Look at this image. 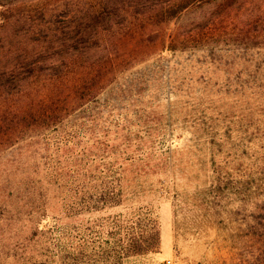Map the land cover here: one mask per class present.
Returning a JSON list of instances; mask_svg holds the SVG:
<instances>
[{
  "label": "rangeland",
  "instance_id": "obj_1",
  "mask_svg": "<svg viewBox=\"0 0 264 264\" xmlns=\"http://www.w3.org/2000/svg\"><path fill=\"white\" fill-rule=\"evenodd\" d=\"M30 1L13 5L9 38L28 41L40 8H86L81 0ZM260 4L227 14L207 35L208 47L163 52L133 69L47 142L12 133L7 112L26 101L0 96V264H42L45 256L46 264H58L80 243L84 264H115L118 233L138 211L146 224L157 219L160 246L121 264H264V187L257 175L263 152L252 149L244 132L248 112L227 90L250 69V54L246 45L224 42L248 29L247 13L258 15ZM213 10L190 11L166 33L182 38ZM9 42L15 46L16 39ZM7 54L0 48V69ZM104 54L91 55L98 61ZM15 137L23 138L12 147ZM94 181L120 205L79 216L65 211L75 186ZM137 236L147 235L141 229Z\"/></svg>",
  "mask_w": 264,
  "mask_h": 264
},
{
  "label": "trees",
  "instance_id": "obj_2",
  "mask_svg": "<svg viewBox=\"0 0 264 264\" xmlns=\"http://www.w3.org/2000/svg\"><path fill=\"white\" fill-rule=\"evenodd\" d=\"M81 1L86 8L76 11L70 10L67 4L56 8L49 5L51 10L40 8L41 18L36 26L34 24L37 27L34 34L28 41H23L18 37L9 38L7 30L13 21L10 14L13 5H24L25 0H0V48L6 47L10 53L6 55L5 66L0 69V96L17 97L19 103L20 100L23 103L26 101L23 106L9 108L11 111L7 112V121L15 128L12 133L15 131L21 135L24 131L35 134L24 141L39 138L47 142L49 134L65 129L73 118L88 111L92 104H100L106 94L113 93L126 74L146 66L163 52L208 47L209 44L205 45L210 41L207 37L227 14L258 0ZM259 1V14L247 13L248 29L245 32L241 30L234 39L224 42L246 45L243 52L250 54V69L243 75L237 74L233 88L227 90H233L234 103L245 106L248 119L244 132L248 134L252 149L263 152L261 164H264V0ZM209 6L214 8L213 12L204 15L202 21L182 38L166 33L170 22L190 11ZM45 16L48 17L46 20ZM14 39L15 46L9 42ZM121 49L127 52H121ZM101 51L104 56L95 61L92 56ZM29 86L39 88L25 94ZM238 121L237 131L242 128V119L238 118ZM22 138L15 137L10 146H15ZM99 174L104 176L107 170ZM257 175L262 177L264 187V170ZM120 202L106 186L96 182L91 186L80 183L74 188L72 200L65 204V211L79 216L99 212L105 206H119ZM146 221L147 216L139 211L125 221L123 231L118 233L116 250L113 249L115 264H121L123 259L133 255L158 251L157 219L148 218L147 224ZM141 229L147 235L145 239L137 236V231L140 233ZM77 251L66 254V258L61 257L58 264H74L75 261L76 264H84L82 260L88 258L84 244L80 243ZM45 259L48 262V257L45 256ZM45 261L42 264H46Z\"/></svg>",
  "mask_w": 264,
  "mask_h": 264
},
{
  "label": "built area",
  "instance_id": "obj_3",
  "mask_svg": "<svg viewBox=\"0 0 264 264\" xmlns=\"http://www.w3.org/2000/svg\"><path fill=\"white\" fill-rule=\"evenodd\" d=\"M165 264H170V262H166Z\"/></svg>",
  "mask_w": 264,
  "mask_h": 264
}]
</instances>
